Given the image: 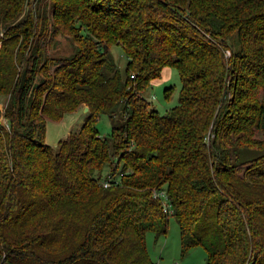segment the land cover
<instances>
[{
	"label": "trees",
	"instance_id": "obj_1",
	"mask_svg": "<svg viewBox=\"0 0 264 264\" xmlns=\"http://www.w3.org/2000/svg\"><path fill=\"white\" fill-rule=\"evenodd\" d=\"M39 2L0 0V264H157L145 235L170 214L203 264H264V0ZM57 34L72 50L49 56ZM164 65L180 87L160 112L142 91Z\"/></svg>",
	"mask_w": 264,
	"mask_h": 264
},
{
	"label": "rangeland",
	"instance_id": "obj_2",
	"mask_svg": "<svg viewBox=\"0 0 264 264\" xmlns=\"http://www.w3.org/2000/svg\"><path fill=\"white\" fill-rule=\"evenodd\" d=\"M44 1L40 0L39 5L42 6ZM1 29L2 27L0 25ZM53 39L45 51L47 55H66L71 52L72 42L68 35L57 34ZM109 50L118 66L122 68L125 64L126 56L120 44H111ZM168 85L171 86V89L169 96L165 97L164 87ZM179 87L180 79L176 68L170 65H164L160 69V74L151 79L147 87L143 89L142 94L150 99L160 112H164L169 106L178 101ZM4 100L0 95V105L4 103ZM86 109V105H80L72 111L63 112L62 117L58 120L47 119L45 124V141L56 146L57 140L64 137L68 130L75 129L81 124ZM0 123V125L8 128V123L2 116H0ZM96 126L101 135H107L111 126V120L107 115L101 114L97 119ZM108 170V166H105L98 178L101 180L107 174L106 171ZM160 204L163 208L162 203ZM206 217L209 216L207 215ZM145 242L150 256L157 264L204 263L206 252L202 245L197 244L188 247L185 251L181 250L178 224L171 214L169 215L166 233L155 236L152 231H148L145 235Z\"/></svg>",
	"mask_w": 264,
	"mask_h": 264
},
{
	"label": "built area",
	"instance_id": "obj_3",
	"mask_svg": "<svg viewBox=\"0 0 264 264\" xmlns=\"http://www.w3.org/2000/svg\"><path fill=\"white\" fill-rule=\"evenodd\" d=\"M225 51L226 53L229 52L228 48H225ZM101 182L103 184H108V179H101ZM152 195L153 196H156L160 199L162 205H163V208H165L166 211H170L171 210V207H170V204H169V201H168V197H167V194H166V191L164 188L162 187H159L157 189H152Z\"/></svg>",
	"mask_w": 264,
	"mask_h": 264
}]
</instances>
